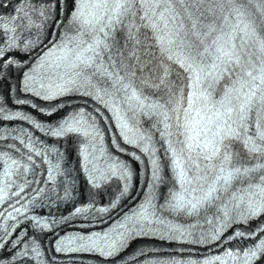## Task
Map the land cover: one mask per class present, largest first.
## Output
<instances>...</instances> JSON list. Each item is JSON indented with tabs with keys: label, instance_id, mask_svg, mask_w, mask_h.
<instances>
[{
	"label": "snow or ice",
	"instance_id": "6c2138e0",
	"mask_svg": "<svg viewBox=\"0 0 264 264\" xmlns=\"http://www.w3.org/2000/svg\"><path fill=\"white\" fill-rule=\"evenodd\" d=\"M9 7L0 12V264H54L35 231L16 230L20 217L41 233L88 221L57 235L52 251L99 264L147 238L206 249L193 258L196 249L181 246L155 264H264V0H0ZM44 39L35 67L22 71L13 53L31 58ZM13 71L20 93L42 103L17 96L21 108L9 106ZM23 106L63 115L41 122ZM11 121L27 127L6 131ZM140 165V202L106 230L90 229L139 187ZM81 174L95 195L115 179L118 195L77 205ZM45 201L72 207L59 220L28 215Z\"/></svg>",
	"mask_w": 264,
	"mask_h": 264
}]
</instances>
